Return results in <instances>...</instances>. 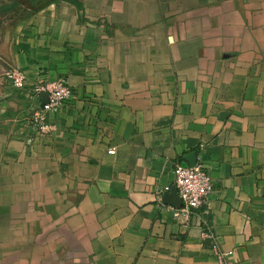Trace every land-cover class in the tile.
<instances>
[{
  "label": "crops",
  "instance_id": "crops-1",
  "mask_svg": "<svg viewBox=\"0 0 264 264\" xmlns=\"http://www.w3.org/2000/svg\"><path fill=\"white\" fill-rule=\"evenodd\" d=\"M26 2L0 0V264H217L203 222L264 264V0H47L12 25ZM179 163L214 183L189 215Z\"/></svg>",
  "mask_w": 264,
  "mask_h": 264
},
{
  "label": "built area",
  "instance_id": "built-area-1",
  "mask_svg": "<svg viewBox=\"0 0 264 264\" xmlns=\"http://www.w3.org/2000/svg\"><path fill=\"white\" fill-rule=\"evenodd\" d=\"M5 77L15 89H24L26 86L25 75L14 66H10L6 70ZM43 92L48 94V101L43 107H39L32 113L30 120V125L36 130L42 129L48 114L57 112L66 105L73 94L72 88L64 78L53 81L43 79L32 87L34 97L40 96ZM110 153H114V150H110ZM173 172V188H176L182 201L180 211L185 215H189L194 211L203 209L208 204L214 190L213 180L203 165L179 163L175 165ZM169 189V187H166L165 191ZM161 194L162 191L157 192L158 200L161 199ZM202 227V237L210 241L217 264H231L228 254L221 250L211 226L207 222H203Z\"/></svg>",
  "mask_w": 264,
  "mask_h": 264
},
{
  "label": "trees",
  "instance_id": "trees-1",
  "mask_svg": "<svg viewBox=\"0 0 264 264\" xmlns=\"http://www.w3.org/2000/svg\"><path fill=\"white\" fill-rule=\"evenodd\" d=\"M41 1H47V0H39L40 4H37L34 0H29L28 3L26 2L27 5L24 4L26 6L23 8V12L21 13V15H18V13H15L13 15L11 24L15 25L17 23V21H19L21 18H23L25 16H29V15L37 12L41 8H43L44 3L41 4L42 3ZM49 1H52V0H49ZM69 1L74 2V0H69Z\"/></svg>",
  "mask_w": 264,
  "mask_h": 264
},
{
  "label": "water",
  "instance_id": "water-1",
  "mask_svg": "<svg viewBox=\"0 0 264 264\" xmlns=\"http://www.w3.org/2000/svg\"><path fill=\"white\" fill-rule=\"evenodd\" d=\"M40 96H41V98H42V100H43V101H42V105H41V107H43V105L48 101V94L45 93V92H43V93L40 94ZM173 192H175V193L177 194V196L179 197L176 188H173ZM179 201H180V203L182 204V201H181L180 197H179ZM180 206H181V205H180Z\"/></svg>",
  "mask_w": 264,
  "mask_h": 264
},
{
  "label": "rangeland",
  "instance_id": "rangeland-1",
  "mask_svg": "<svg viewBox=\"0 0 264 264\" xmlns=\"http://www.w3.org/2000/svg\"><path fill=\"white\" fill-rule=\"evenodd\" d=\"M25 2L28 1V0H24Z\"/></svg>",
  "mask_w": 264,
  "mask_h": 264
}]
</instances>
